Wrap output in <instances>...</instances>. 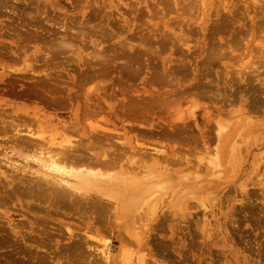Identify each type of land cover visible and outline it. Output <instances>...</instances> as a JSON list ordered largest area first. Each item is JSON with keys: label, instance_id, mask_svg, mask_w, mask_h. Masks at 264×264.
I'll use <instances>...</instances> for the list:
<instances>
[{"label": "rangeland", "instance_id": "374dc122", "mask_svg": "<svg viewBox=\"0 0 264 264\" xmlns=\"http://www.w3.org/2000/svg\"><path fill=\"white\" fill-rule=\"evenodd\" d=\"M0 264H264V0H0Z\"/></svg>", "mask_w": 264, "mask_h": 264}, {"label": "bare ground", "instance_id": "6f19581e", "mask_svg": "<svg viewBox=\"0 0 264 264\" xmlns=\"http://www.w3.org/2000/svg\"><path fill=\"white\" fill-rule=\"evenodd\" d=\"M178 119H179V118H178ZM29 134H30V133H29ZM31 134H32V133H31ZM31 134H30V135H31ZM38 134H39V133H38ZM38 134H37V135H38ZM34 135H35V132H34ZM22 139H23V138H22ZM26 139H27V136H26ZM34 139H35V138H34ZM29 140H30V139H29ZM52 140H53V139H52ZM52 140L49 141V142H51L52 145H56V146H60V147H63L65 143H69V140H68V139H67V140H64V141H65V142H63L64 144H62L61 142L56 143V142H54V140H53V141H52ZM27 141H28V140H27ZM29 142H36V141H33V140H32V141H29ZM36 143H37V142H36ZM29 144H30V143H29ZM65 146H66V145H65ZM69 147H70V146H69ZM66 148H67V147H66ZM72 149H73V148H72ZM66 150H67V149H66ZM76 150H77V149H76ZM66 152L69 153L70 151H69V152L66 151ZM72 152H75V149H74ZM144 152H146V151L144 150ZM56 153H57V152H56ZM81 153H82V152H81ZM60 155H61V154H60ZM62 155H64V154H62ZM68 155H70V154H68ZM84 155H85V154H84ZM51 156H52V155H51ZM51 156H48V157H51ZM53 156H54V155H53ZM56 156H57V155H56ZM66 156H67V155H66ZM66 156H65V157H66ZM78 156H79V155H78ZM80 156H81V155H80ZM88 156H90V155H88ZM91 156H92V155H91ZM48 157L46 156V158H48ZM73 157H74V156H73ZM51 158H52V157H51ZM51 158H50V159H51ZM79 158H80V157H79ZM79 158H78V159H79ZM81 158H82V156H81ZM90 158H91V157H90ZM112 158H113V157H112ZM63 159H64V158H63ZM85 159H86V158H85ZM110 159H111V158H110ZM113 159H114V158H113ZM43 160H44V158H43ZM89 160H92V159H89ZM89 160H88V158L86 159V161H89ZM102 160H104V159H102ZM54 161H55V160H54ZM94 161H96V160H94ZM94 161H93V165L96 164V163H94ZM110 161H111V164H112V160H110ZM57 162H58V161H57ZM60 162H61V161H60ZM62 162H64V161H62ZM97 162H98V161H97ZM102 162L105 163V164L103 163L104 165H107V164L109 165V164H110V162L108 161V159H107V161H102ZM130 162H131V161H130ZM130 162H129V163H130ZM40 163L43 164L42 167L45 169L44 172L46 173L47 176H51L52 172H56V173L60 174V175H59L60 177L58 178V177H56L54 174L52 175V177H53V178H57V179H59L60 181H62V182L65 183V184H66V183H70V182H69L70 179H71V180L73 179V180H74V184H72V187H73V185H75V183L77 184V185H75V187H77L79 184H83V185H84L85 183L88 184V182H90L89 179H90L91 177H93L94 175H96L97 173H99V172L96 171V172H97L96 174H95V172H94V174L91 173L90 176H89L88 174H84V175H83V174H81L80 172H77V171L75 172V171H74L75 169L72 170V169H73V168H72V167H73L72 165H71L72 167L69 165L71 168H70L69 166H68L69 168H67V167H65V164H64V166L62 165L63 163H61L62 166H57V165L53 164L52 161H51L49 164H45V163L42 162V161H40ZM58 163H59V162H58ZM58 163H57V164H58ZM65 163H66V162H65ZM86 163L89 164V163H91V162H86ZM99 163H100V161H99ZM79 164H81V163H79ZM131 164H132V163H131ZM58 165H60V163H59ZM98 165H99V164H98ZM76 166H77V165H76ZM80 167H82V166H80ZM85 167H86V166H85ZM127 167H128V166H127ZM66 168H67V169H66ZM74 168H75V167H74ZM89 168H90V166H89ZM89 168H88V169H89ZM108 168H109V167H108ZM82 169H84V167H83ZM90 169H91V168H90ZM96 169H97V168H96ZM77 170L79 171V169H77ZM92 170H93V169H92ZM92 170H91V171H92ZM80 171H81V170H80ZM85 171H87L86 168H85ZM89 172H90V171H89ZM89 172L87 171V173H89ZM127 172H128V171H127ZM89 174H90V173H89ZM92 174H93V175H92ZM101 174H102V173H101ZM103 175H104V174H103ZM106 175H108V174H105V176H106ZM111 176H112V174H111ZM111 176H110V177H111ZM113 176H114V175H113ZM63 177H66L67 179H69V181L63 179ZM89 177H90V178H89ZM110 177H109V178H110ZM98 178H99V177H98ZM104 178H105V177H103V179H104ZM99 179H100V178H99ZM106 179H108V178L106 177L105 180H106ZM91 180H92V178H91ZM95 180H96V177H95ZM115 180H116V178H115ZM119 180H120V179H119ZM119 180H118V181H119ZM60 181H59V182H60ZM99 181H102V180H99ZM99 181L96 180V182H99ZM105 182H106V181H105ZM112 182H113V181H112ZM71 183H72V182H71ZM103 183H104V182H103ZM87 184H86V185H87ZM90 184H91V183H90ZM90 184H89V185H90ZM96 184H97V183H96ZM104 184H105V183H104ZM106 184H108V183H106ZM112 184H113V183H112ZM114 184H115V182H114ZM66 185H67V184H66ZM92 185H93V184H92ZM98 185H101V184H98ZM109 185H110V184H109ZM57 186H58V185H57ZM69 186H70V185H69ZM96 186H97V185H96ZM96 186H95V187H96ZM75 187H74V188H75ZM80 187H82V186L79 185L78 188L80 189ZM100 187H101V186H100ZM55 188H56V187H55ZM78 188H77V190H79ZM75 189H76V188H75ZM55 190H56V189H55ZM98 190H99V189H98ZM96 192H97V191H96ZM64 193H66V192H64ZM75 193H76V192H75ZM131 193H133V192H131ZM60 194H61V196H62V193H60ZM127 194H129V192H128ZM66 195H67V194H66ZM69 195H70V194H69ZM75 195H76V194H75ZM63 196H64V195H63ZM132 196H133V194H132ZM68 197H69V196H68ZM75 198H76V197H75ZM108 198L110 199V197H108ZM91 199H92V198H91ZM106 199H107V198H106ZM95 202H96V201H95ZM97 202H98V201H97ZM92 203H93V201H92ZM106 203H107V202H106ZM97 205H98V204H97ZM111 205H112V204H111ZM99 206H100V204H99ZM101 206H102V205H101ZM97 207H98V206H97ZM97 207L94 206V208H97ZM98 208H99V207H98ZM105 208H106V207H105ZM99 209H100V208H99ZM97 210H98V209H97ZM100 210H101V209H100ZM102 210H103V209H102ZM70 234H73V233H70ZM70 236H71V235H70ZM72 237L74 238L73 235H72ZM73 238H72L71 240H73ZM78 240H79V238H78ZM83 240H84V239H83ZM74 241H76V240H74ZM77 242H78V241H77ZM82 242H83V241H82ZM40 243H41V242H40ZM78 244H79V243H78ZM79 249H80V248H79ZM60 252H61V251H60ZM57 253H58V252H57ZM67 253H68V252H67ZM68 254H69V253H68ZM59 255H60V254H59ZM73 256H74V255H73ZM105 257H106V256H105ZM66 260H67V259H66ZM68 261H69V260H68Z\"/></svg>", "mask_w": 264, "mask_h": 264}]
</instances>
